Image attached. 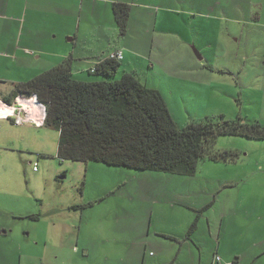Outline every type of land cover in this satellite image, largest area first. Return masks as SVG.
Wrapping results in <instances>:
<instances>
[{"label": "rangeland", "instance_id": "1", "mask_svg": "<svg viewBox=\"0 0 264 264\" xmlns=\"http://www.w3.org/2000/svg\"><path fill=\"white\" fill-rule=\"evenodd\" d=\"M118 3L132 7L129 35L121 36L118 26L108 30L106 13L113 11L103 4L100 35L92 36L94 22L85 20L79 50L108 51L116 39L119 46L134 45L148 57L152 52L175 83L174 93L168 88L161 93L180 128L220 117L264 124V0ZM139 13L146 17L144 24ZM143 30L145 37L139 36ZM149 66L136 77L155 90L162 84L154 81ZM83 76L82 81L98 80L88 72ZM37 128L6 129L11 140L0 145V264H132L133 255L138 264L144 257L152 264L155 249H144L150 226L152 239L168 220L174 231L170 225L178 226L191 214L178 204L193 202L199 210L212 207L201 214L203 257L198 252L192 264H233L239 253L243 264H264V141L221 136L214 150L236 152L238 162L202 161L198 173L186 177L61 161L60 134ZM227 181L236 189H225ZM243 206L246 214L227 219L229 209Z\"/></svg>", "mask_w": 264, "mask_h": 264}, {"label": "trees", "instance_id": "2", "mask_svg": "<svg viewBox=\"0 0 264 264\" xmlns=\"http://www.w3.org/2000/svg\"><path fill=\"white\" fill-rule=\"evenodd\" d=\"M112 8L120 35L125 37L132 8L123 3ZM118 52L123 51L109 54L89 72L97 81L78 80L73 59L68 58L34 80L16 85L14 97H37L47 107L44 126L60 134L59 160L193 177L202 161L238 162V153L214 150L219 137L264 141V124L242 118L205 119L180 128L160 91L143 85L132 73L124 72L117 79L124 63L110 56ZM211 207L199 212L188 238L197 232L201 214Z\"/></svg>", "mask_w": 264, "mask_h": 264}, {"label": "crops", "instance_id": "3", "mask_svg": "<svg viewBox=\"0 0 264 264\" xmlns=\"http://www.w3.org/2000/svg\"><path fill=\"white\" fill-rule=\"evenodd\" d=\"M118 2L121 0H0V145L5 146L7 139L11 140L12 135H6V129L12 127L23 129L26 125H34V127H38L37 129L46 128L39 110H30V118L34 120V124L16 125L13 118L5 117L10 111L7 106L24 103V108H32L31 104H25L24 101L30 98L13 96L16 85L34 80L68 58L73 59V73L78 80L82 81L85 78L83 74L96 68L97 64L106 59L109 54L123 51V63L127 62V73L138 76L139 72H143L150 65L148 69L149 72H152L154 81L162 84V87L156 86L155 90L161 92L162 88H168L174 93L175 83L169 81L165 76L152 52L148 57L145 51L143 52L134 45L127 46V48L119 46V40L116 39L113 45L117 43V47L112 49V45L111 51H107V49L97 51L96 48L89 47L78 49L79 39H82L79 33L82 28L85 29L84 34L87 30L84 24L85 20L94 22L91 26L94 28L91 30V35L98 37L103 21V4L112 8L113 4ZM132 17L131 15L130 20ZM137 17L144 24L146 17L141 13ZM106 18L109 24L108 30L115 29L117 24L114 13L107 11ZM130 20L126 36L130 33ZM144 35L146 36L147 33L143 30L139 36L145 37ZM157 76L165 77L163 80H159ZM147 78L149 80L150 76ZM182 87L177 86L176 90ZM163 97L166 99L164 94ZM169 109L171 111L170 106ZM239 182L242 183V179ZM225 189H236V184L227 181ZM178 205L180 209L189 211L191 214H187L185 219L179 221L178 226L171 224L170 229H174V231L168 229L169 220H166L167 222L164 221L166 229L157 231L154 235L156 239L151 238L152 225L147 232L144 249L145 251L150 248L155 249V255L152 256L155 263L152 264H192L193 259H198V256H195L198 252L201 258L203 257L204 249L199 244L198 232L204 216L200 219L197 232L191 238H188V232L199 212L208 205L200 210L197 209L194 202L191 205H185V203ZM209 210L202 214H207ZM245 211H247L245 206L237 208L236 211L229 209L227 219L235 220L240 212L245 213ZM207 222L211 227L210 219H207ZM223 249L224 246L221 244L217 248L219 252ZM237 256L238 259H235L233 264H243L242 254L239 253ZM135 257L131 256L133 259L128 263L138 264L139 260L136 261ZM144 258L142 264H146L147 259Z\"/></svg>", "mask_w": 264, "mask_h": 264}, {"label": "built area", "instance_id": "4", "mask_svg": "<svg viewBox=\"0 0 264 264\" xmlns=\"http://www.w3.org/2000/svg\"><path fill=\"white\" fill-rule=\"evenodd\" d=\"M112 59H117V60H123V52H118L114 53L110 56ZM25 104H31L33 107L32 108H24V103L20 104H13L11 106H7V109H9V113L5 115L6 118H13L14 123L16 125H23L25 123H32L34 124V120L30 118L31 113L30 110L34 109L39 110V113L42 116L43 121H45L47 117V107L44 104H40L38 102L37 97L30 98V99H25ZM34 171H37V163L34 164ZM219 260V258H218Z\"/></svg>", "mask_w": 264, "mask_h": 264}]
</instances>
